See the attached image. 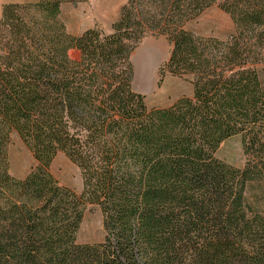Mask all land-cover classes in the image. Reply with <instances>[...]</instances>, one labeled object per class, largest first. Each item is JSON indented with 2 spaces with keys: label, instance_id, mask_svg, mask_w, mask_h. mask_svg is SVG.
<instances>
[{
  "label": "trees",
  "instance_id": "1",
  "mask_svg": "<svg viewBox=\"0 0 264 264\" xmlns=\"http://www.w3.org/2000/svg\"><path fill=\"white\" fill-rule=\"evenodd\" d=\"M79 1L3 5L0 264H264V215L246 199L264 181V0H129L110 33L75 35L61 14ZM218 1L227 41L186 30ZM152 32L193 98L149 109L134 91L133 53ZM14 132L37 162L24 179L11 174ZM235 137L244 169L216 158ZM60 153L82 172L80 195L50 171ZM88 206L104 214L102 243H77Z\"/></svg>",
  "mask_w": 264,
  "mask_h": 264
},
{
  "label": "rangeland",
  "instance_id": "2",
  "mask_svg": "<svg viewBox=\"0 0 264 264\" xmlns=\"http://www.w3.org/2000/svg\"><path fill=\"white\" fill-rule=\"evenodd\" d=\"M38 0H0L4 3H36ZM129 0H80L62 7L61 20L68 33L79 34L88 29H99L108 34L119 19L122 8ZM220 1L207 8L197 19L185 25L186 30L196 36L227 41L234 33L231 16L221 9ZM2 11L0 9V20ZM172 46L167 37L152 32L145 36L133 53L135 78L133 89L146 97L149 109L168 108L183 97H194L193 80L190 76H175L166 69ZM264 53V52H263ZM74 60L80 58L77 51H70ZM262 57V56H261ZM264 57V55H263ZM256 69L264 86V60ZM9 153L11 174L24 179L36 168L32 152L17 133L11 136ZM216 158L237 169H244L247 157L241 137L224 142L216 153ZM50 171L63 186L81 194L84 189L82 172L77 165L60 153L51 164ZM247 203L254 212L264 215V181L251 182L246 188ZM104 214L99 206H88L83 223L77 235L78 244H98L105 241Z\"/></svg>",
  "mask_w": 264,
  "mask_h": 264
},
{
  "label": "crops",
  "instance_id": "3",
  "mask_svg": "<svg viewBox=\"0 0 264 264\" xmlns=\"http://www.w3.org/2000/svg\"><path fill=\"white\" fill-rule=\"evenodd\" d=\"M8 3V2H7ZM6 3H4V5H5ZM1 9V11H2V9H3V7H1L0 8ZM83 33V32H82ZM81 33H79V34H75V35H80Z\"/></svg>",
  "mask_w": 264,
  "mask_h": 264
}]
</instances>
